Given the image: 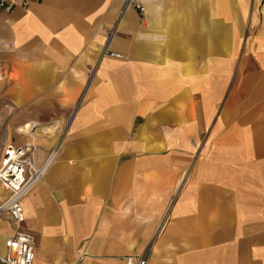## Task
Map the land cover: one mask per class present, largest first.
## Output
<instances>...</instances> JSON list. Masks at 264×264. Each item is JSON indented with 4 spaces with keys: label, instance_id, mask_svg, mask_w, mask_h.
<instances>
[{
    "label": "crops",
    "instance_id": "1",
    "mask_svg": "<svg viewBox=\"0 0 264 264\" xmlns=\"http://www.w3.org/2000/svg\"><path fill=\"white\" fill-rule=\"evenodd\" d=\"M13 1L0 158L46 168L34 264H264V0Z\"/></svg>",
    "mask_w": 264,
    "mask_h": 264
},
{
    "label": "built area",
    "instance_id": "2",
    "mask_svg": "<svg viewBox=\"0 0 264 264\" xmlns=\"http://www.w3.org/2000/svg\"><path fill=\"white\" fill-rule=\"evenodd\" d=\"M13 0H0V14L11 12ZM143 9V8H142ZM35 144L7 142L0 158V185L8 192L0 203V219L7 216L14 224L12 233H4V249L0 250L1 264H34L36 239L33 233L21 228L25 220L23 200L41 181L45 166L35 161ZM126 264H147L144 256H127Z\"/></svg>",
    "mask_w": 264,
    "mask_h": 264
},
{
    "label": "rangeland",
    "instance_id": "3",
    "mask_svg": "<svg viewBox=\"0 0 264 264\" xmlns=\"http://www.w3.org/2000/svg\"><path fill=\"white\" fill-rule=\"evenodd\" d=\"M126 1H128L130 4H132V5H134L140 12H144V0H126ZM143 8V9H142ZM105 52H107V50H105ZM110 53V55H113V56H116L115 54H113V51H110L109 52ZM86 92V91H85ZM84 92L82 93V95H81V97H80V99L81 98H83L84 97ZM47 125H49V126H47V128L49 127L50 128V125H58L59 127V130L62 132L63 130H65L67 127H68V125H69V122H65V123H50V124H47ZM206 132L205 131H203V135L205 134ZM34 190V189H33ZM32 190V191H33ZM31 191V192H32ZM4 220H6L5 218H3Z\"/></svg>",
    "mask_w": 264,
    "mask_h": 264
}]
</instances>
